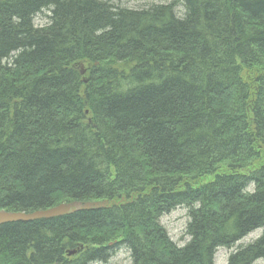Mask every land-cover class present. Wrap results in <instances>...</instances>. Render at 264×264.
<instances>
[{
  "label": "trees",
  "instance_id": "obj_1",
  "mask_svg": "<svg viewBox=\"0 0 264 264\" xmlns=\"http://www.w3.org/2000/svg\"><path fill=\"white\" fill-rule=\"evenodd\" d=\"M109 2L0 0V210L112 204L0 225V264L263 260L264 0Z\"/></svg>",
  "mask_w": 264,
  "mask_h": 264
},
{
  "label": "rangeland",
  "instance_id": "obj_2",
  "mask_svg": "<svg viewBox=\"0 0 264 264\" xmlns=\"http://www.w3.org/2000/svg\"><path fill=\"white\" fill-rule=\"evenodd\" d=\"M110 1L112 4H115L119 7L129 8V9H142L147 8L153 4H162L167 3L170 0H104ZM45 14H41L37 17L36 23L41 24L44 23ZM187 208H178L174 210L172 213L164 216L161 219V223L167 229L170 237L176 242L178 245L183 246L186 242L189 241V237L186 233L187 224L189 221ZM261 230L255 231L249 234L246 238H244L238 245H247L253 241H255L260 235ZM231 253V250L226 248H220L216 254V264H227L228 257ZM102 264V263H101ZM105 264H131L130 253L125 248L119 249L116 255ZM255 264H264V259L257 261Z\"/></svg>",
  "mask_w": 264,
  "mask_h": 264
},
{
  "label": "water",
  "instance_id": "obj_3",
  "mask_svg": "<svg viewBox=\"0 0 264 264\" xmlns=\"http://www.w3.org/2000/svg\"><path fill=\"white\" fill-rule=\"evenodd\" d=\"M112 204L108 201L95 202H70L62 203L55 207L45 210H37L31 213L28 212H11L7 210H0V225L13 222H30L39 219H52L56 217L65 216L71 213L84 210H95L105 207H110ZM77 251L68 252V256L75 255Z\"/></svg>",
  "mask_w": 264,
  "mask_h": 264
},
{
  "label": "bare ground",
  "instance_id": "obj_4",
  "mask_svg": "<svg viewBox=\"0 0 264 264\" xmlns=\"http://www.w3.org/2000/svg\"><path fill=\"white\" fill-rule=\"evenodd\" d=\"M110 3V2H109ZM180 246V245H179Z\"/></svg>",
  "mask_w": 264,
  "mask_h": 264
}]
</instances>
